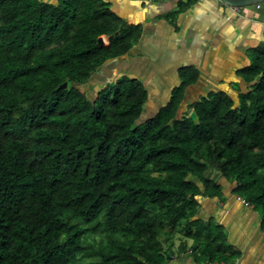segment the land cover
<instances>
[{
  "label": "trees",
  "instance_id": "obj_1",
  "mask_svg": "<svg viewBox=\"0 0 264 264\" xmlns=\"http://www.w3.org/2000/svg\"><path fill=\"white\" fill-rule=\"evenodd\" d=\"M141 32L109 0H0V264H165L186 249L235 264L222 224L197 216L199 196L223 197L216 176L264 228V42L236 70V96L209 91L181 111L198 77L184 66L143 118L139 79L83 88Z\"/></svg>",
  "mask_w": 264,
  "mask_h": 264
},
{
  "label": "crops",
  "instance_id": "obj_2",
  "mask_svg": "<svg viewBox=\"0 0 264 264\" xmlns=\"http://www.w3.org/2000/svg\"><path fill=\"white\" fill-rule=\"evenodd\" d=\"M47 1V0H45ZM109 0L112 9L128 22L140 23L142 32L124 55L107 59L83 88L92 92L100 85L126 75L139 79L147 90L142 114H154L179 82L178 69L192 66L197 79L184 92L180 107L209 91L224 90L236 96L246 83L236 70L248 64V49L264 42V5L230 6L220 0ZM192 109H189V112ZM223 197L199 196L198 217H213L222 224L228 242L238 251L235 264H264V228L260 214L230 191V184L216 176ZM179 238L172 249L176 251ZM186 243H191L186 239ZM165 264H223L196 261L189 250L173 252Z\"/></svg>",
  "mask_w": 264,
  "mask_h": 264
},
{
  "label": "water",
  "instance_id": "obj_3",
  "mask_svg": "<svg viewBox=\"0 0 264 264\" xmlns=\"http://www.w3.org/2000/svg\"><path fill=\"white\" fill-rule=\"evenodd\" d=\"M221 2L230 5V6H242V5H250V4H263L264 5V0H220ZM98 42L100 44H105L106 42H104V36H99L98 37ZM60 87H65L66 86V82H63L59 85ZM188 116L192 119V120H196L197 116L195 114V112L193 110H191L188 113Z\"/></svg>",
  "mask_w": 264,
  "mask_h": 264
},
{
  "label": "rangeland",
  "instance_id": "obj_4",
  "mask_svg": "<svg viewBox=\"0 0 264 264\" xmlns=\"http://www.w3.org/2000/svg\"><path fill=\"white\" fill-rule=\"evenodd\" d=\"M47 1H54V0H47ZM104 39H105V38H104ZM104 42H107V40L105 39ZM146 115H148V114H146ZM146 115L141 114V116H142L143 118L146 117Z\"/></svg>",
  "mask_w": 264,
  "mask_h": 264
},
{
  "label": "built area",
  "instance_id": "obj_5",
  "mask_svg": "<svg viewBox=\"0 0 264 264\" xmlns=\"http://www.w3.org/2000/svg\"><path fill=\"white\" fill-rule=\"evenodd\" d=\"M259 4H257V6H258ZM239 198V197H238ZM242 200V199H241ZM246 205H249L246 201H244V200H242Z\"/></svg>",
  "mask_w": 264,
  "mask_h": 264
}]
</instances>
